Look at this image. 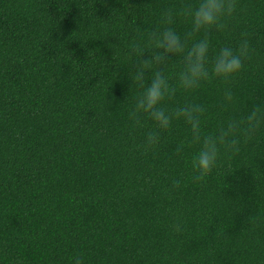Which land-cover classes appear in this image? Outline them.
<instances>
[{
  "label": "trees",
  "instance_id": "trees-1",
  "mask_svg": "<svg viewBox=\"0 0 264 264\" xmlns=\"http://www.w3.org/2000/svg\"><path fill=\"white\" fill-rule=\"evenodd\" d=\"M183 2L0 0V264H264V129L193 182L198 147L175 152L189 125L128 116L140 59L130 46ZM238 3L227 30L209 34V62L247 33L242 72L163 102L202 104L205 133L264 99V0ZM172 27L183 36L190 24ZM167 63L175 85L182 57ZM150 131L160 141L146 151Z\"/></svg>",
  "mask_w": 264,
  "mask_h": 264
},
{
  "label": "clouds",
  "instance_id": "clouds-1",
  "mask_svg": "<svg viewBox=\"0 0 264 264\" xmlns=\"http://www.w3.org/2000/svg\"><path fill=\"white\" fill-rule=\"evenodd\" d=\"M238 7V0H196L195 4L185 0L179 7H170L161 13L163 28L148 31L146 40L142 37V42L134 41L130 46L131 51L139 55L140 59L132 64L135 68L131 73L132 91L134 88L139 91L133 96L129 119L133 127H144L141 117L146 115L162 130L169 129L174 120L183 119L189 125L190 140L177 145L175 152L182 153L185 146L198 147L191 159L193 182L205 180L217 166L222 150L225 154L238 153L241 142L252 141L264 129V99L254 104L246 115L230 118L211 133H205L202 129V119L207 111L202 104L189 102L171 110L163 106V102L173 97L177 89L191 92L203 82L214 79L228 83L242 72L245 61L251 59L253 52L247 33L242 34L238 47H222L209 62V34L213 30L226 31L227 21L236 15ZM176 17L190 24V29L183 36L172 27ZM200 34H203L201 38L195 39ZM145 49L151 53L146 59ZM171 55L182 57V68L175 74V85L170 83L172 77L167 74V62ZM149 70L152 72L150 84L145 75ZM223 100L225 105L234 101L231 88L225 89ZM159 141V133L150 131L145 150L156 146ZM180 186V180L172 181L173 188L178 189ZM175 227L178 228V225ZM72 264H84L83 257H73Z\"/></svg>",
  "mask_w": 264,
  "mask_h": 264
}]
</instances>
